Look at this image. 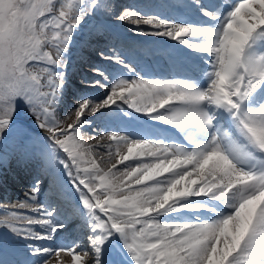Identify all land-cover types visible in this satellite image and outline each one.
I'll return each instance as SVG.
<instances>
[{
	"label": "snow or ice",
	"instance_id": "obj_1",
	"mask_svg": "<svg viewBox=\"0 0 264 264\" xmlns=\"http://www.w3.org/2000/svg\"><path fill=\"white\" fill-rule=\"evenodd\" d=\"M178 7L199 22L135 9L116 19L200 54V74L144 78L123 54L101 52L132 77L93 68L102 79L83 83L103 93L81 96L66 114L72 122L62 126L65 58L84 25L111 6L0 0V142L24 106L46 133L32 141V153L53 185L62 169L79 194L61 212L39 202L36 178L13 206L24 212L0 218L26 242L23 264H68L62 254L70 264H108L114 242L129 264H264V0H187ZM105 111L127 126L96 132V144H88L82 133L93 125L89 117ZM97 153L106 154L107 168ZM73 218L82 221V236L56 243Z\"/></svg>",
	"mask_w": 264,
	"mask_h": 264
},
{
	"label": "rangeland",
	"instance_id": "obj_2",
	"mask_svg": "<svg viewBox=\"0 0 264 264\" xmlns=\"http://www.w3.org/2000/svg\"><path fill=\"white\" fill-rule=\"evenodd\" d=\"M124 2L125 4H123ZM159 0H107V3L111 6V10L107 13H105L102 16H99L97 19V22H89L84 25L83 28H85V32L81 33L82 29L80 30V33H78L76 41L72 44L70 51L68 52L66 58H65V64H66V83L64 87V95H63V102L60 108V111L57 113V118L59 121H61V125L65 126L68 123L72 122L73 117H66V114L70 113L73 106L78 102L79 98L81 96H98L103 93L101 91V88H96L92 87L89 84L83 83V81H92L97 78L93 73V68H101L103 70L109 69V67L106 66L108 64L105 58L101 56V52L105 54V56H110L106 55L107 51H111L112 53L115 52L116 54H122V49H119V47L116 46H111L108 45L109 43H106V40L103 36H107L105 33L101 37H99L100 40L105 41V43L102 42V45L98 49H92L84 53L86 49L85 47H89V45L93 44L95 42H89L86 41L85 38L89 37V33L92 31L93 33L95 32V35L93 37H98L100 36L105 28L100 27V22L101 20H106L107 23H110L112 25H116L119 23V20L117 21L116 16L119 15L123 10L125 9H135L139 10L140 12L144 14H149V13H155L156 9L162 5L158 3ZM144 8V9H143ZM158 13H161V10H157ZM108 14V15H107ZM114 14V15H113ZM111 15V16H110ZM95 30V31H94ZM103 30V31H102ZM126 31L123 32H128L127 37L124 38L119 36L120 39H116L115 43L119 44L120 42H124L123 44L121 43V47L124 45H127L129 42H127L125 39H130L132 41H138L139 44L147 42L146 39H140V36H137V33L135 32L134 28H126ZM107 31V30H106ZM145 32L149 30H144ZM92 33V34H93ZM114 33V31H112ZM125 34V33H124ZM142 35L144 36H149L147 34H144L141 32ZM91 35V34H90ZM113 36V35H110ZM90 43V44H89ZM131 43V42H130ZM133 44V43H132ZM137 45V44H136ZM91 49V48H90ZM141 49V48H140ZM110 53V52H109ZM138 51H136V55H138ZM144 53L146 52H141L140 56L138 58L144 59ZM154 53V51H153ZM133 54V52H131ZM82 63H80L81 61ZM70 66V67H69ZM72 66V67H71ZM72 68V69H70ZM73 72V73H72ZM92 72V73H91ZM109 74L111 75H116L117 73H123L124 76H127V72L122 69H116V71L112 72V70L108 71ZM84 73V74H83ZM132 74V73H131ZM152 74H150L151 76ZM72 76V77H71ZM143 76L145 77V73L143 72ZM150 78V77H147ZM100 79H102L100 77ZM153 79V78H152ZM170 79V78H168ZM172 79V78H171ZM98 89L95 90L96 93L89 92L87 90L89 89ZM101 89V90H100ZM100 90V92H99ZM19 110V111H18ZM15 118L13 120L12 124V131L7 133L3 138L2 142H0V168L5 172L6 170H11L15 169L17 162L21 161V164L24 162V159L33 155H39V153H32V141L37 140L40 137H43L46 135V133L41 130L40 128L37 127L36 121L34 117L30 115V113L27 111V109L24 106H20L18 108ZM22 110V112H21ZM19 118V119H18ZM90 119L93 120V125L91 127H85L84 131L82 133L83 138L85 141L89 142L94 141L92 139V136L96 133L95 132V123L94 122H101L100 126L104 127L107 124L111 125H116L117 128H122L125 126V122H122L120 120H117L115 118V114L113 112H108L105 111L103 114L98 115L96 117H89ZM124 124V125H121ZM126 127V126H125ZM105 128L101 130V133L104 131ZM28 140V141H27ZM87 142V143H88ZM96 144V143H95ZM92 143V145H95ZM23 146V147H22ZM24 151H28L30 154L27 157H24L22 159V153ZM101 155H104V160H102V166L107 168L109 165L106 163L107 157L106 154H100L97 153L98 159L100 158ZM38 163V164H37ZM36 163V168L38 167L37 171L40 174L41 172L43 173H48L45 170V166L43 163L37 162ZM114 163V160H113ZM40 168V169H39ZM45 171V172H44ZM31 172L29 171L27 174H30ZM42 174V173H41ZM49 176V173L47 174ZM52 177V176H51ZM53 179V178H52ZM52 179L50 180V185L51 187L45 186V184L42 182L40 185L41 191L38 194V196H44L46 195V199L50 202V195L54 194L57 197H59V201H64V196L61 194L63 189L66 190L67 195L69 196V204L71 206L75 205L78 200H79V194L75 191L71 183L69 182V178L63 174V170L60 169L56 173V184L53 185ZM34 183V179L30 181V186L27 187L28 191H31L32 185ZM18 187V186H17ZM13 188V191H15L14 186L10 187ZM9 188V189H10ZM24 188V190L20 189L18 191H15L17 196L15 199H11L9 201L3 200L0 196V218H2L4 215L9 214L12 211H19V209H15L13 206L17 204L19 201H23L25 199V194L29 193L27 192ZM24 194V195H23ZM55 202L53 203L54 206L57 205V207L60 209L61 212H64L62 209V203L61 202ZM23 212V211H21ZM27 214V213H25ZM73 218L72 220H74ZM71 220V221H72ZM76 221V220H75ZM70 221H65L66 224L69 225ZM74 223V222H72ZM76 223V222H75ZM76 226V224H75ZM76 233V230L72 228L68 232L66 231V228L63 229L58 233L57 241L56 243H59L60 240H66L69 235L72 236L74 235V232ZM82 230V229H81ZM63 239V240H62ZM41 243V242H39ZM53 244V242H52ZM0 245L3 247V252L0 253V258H3L5 260L8 259V261L13 262V264H23V261L25 260V255H24V249L26 246V242L21 239H17L14 236L10 234V232L7 230V228L3 227L0 225ZM48 246H52L49 244H45ZM15 256V257H13ZM30 258V257H29ZM106 261H108V264H129V257L125 255L124 252L120 250V247L118 244L114 242L113 244V249L105 257Z\"/></svg>",
	"mask_w": 264,
	"mask_h": 264
},
{
	"label": "bare ground",
	"instance_id": "obj_3",
	"mask_svg": "<svg viewBox=\"0 0 264 264\" xmlns=\"http://www.w3.org/2000/svg\"><path fill=\"white\" fill-rule=\"evenodd\" d=\"M162 2H163V5H162ZM186 2H187V0H159L158 3L161 4L162 6H160V8L158 7L156 9L155 14H159L161 16H164L165 18L172 19V20H183L184 18H187L186 19L187 21H191L192 19H191L190 15H192V14H190V15L185 14L184 9L182 7H178V6H182ZM122 3L125 4L124 2H122ZM128 9H130V8H128ZM158 9L161 10V13L157 12ZM149 14H152V13H149ZM89 22L90 23L91 22H97V19L96 18L90 19L87 23H89ZM99 24H100L101 28L106 27L105 30L104 31L102 30L103 33L98 37H96V36L93 37L95 35V32L93 33L91 31L89 33V37H86L85 40L89 41V42H91V41L95 42L94 43L95 45L91 44V45H89V47H87V48L85 47L84 49H86V50L84 51V53L86 54L87 51L92 50L94 48L95 49L100 48V46L102 45V42L105 43V41L100 40L99 37H101L105 33L107 36H103V37L105 38L106 43H109L108 45L116 46V47H119V49H122V52H123L122 54L128 60H130L132 62V64L136 65V67L138 69V71H137L138 76L141 75L142 72L147 70L148 74H152V75L161 74L164 76V79L167 77V75L172 76L173 73H176L175 77L181 78V77H183L182 76L183 73L186 75H189V73L192 69L189 66L192 63H199V64H201V66L206 67L203 64V62L198 59L200 54L191 53L190 50H187L184 46L179 45L177 41H172L167 37H155L152 35L144 36L141 34V32H139L137 30V27L135 25H132V24L128 23L127 21H123V22L119 21L118 24L112 25L110 23H107L106 20H101V22ZM130 27L135 29V32L137 33V36H140V39H146L147 42L139 44L138 41H132L130 39H127L128 35H126V34H128V32H123V31H126L125 29L130 28ZM139 27L144 29V30H149V31L151 30L150 27L147 25H141ZM112 31H114V33H112ZM83 32H85V28H82L81 33H83ZM110 35H113V36H110ZM119 36H121V37L124 36V38L127 37L125 40L129 43L127 45H124L123 47H121V43L123 44L124 42H120L119 44L115 43L116 39L117 40L120 39ZM189 39H194V38H189ZM142 50H143V52H146V53H144V56H143L144 59L138 58L140 56ZM136 51L139 52L138 55H136ZM153 51H154V53H153ZM131 52H133V54H131ZM113 54H116V53L115 52L112 53L111 51L106 52V55L111 56ZM106 61H108L107 62L108 64H106V66L109 67V69L105 70L107 73H109L108 71H110V70H112V72L116 71V69L124 70L122 67L116 65L114 62H111L107 59H106ZM80 63H82V61ZM182 66L186 67V70H182L179 73H177L176 69H178L179 67H182ZM139 67H141L142 69H140ZM143 67H146V68H143ZM70 69H72V68H70ZM151 69H153V70H151ZM192 70H194V69H192ZM66 71H67V69H66ZM164 72H166V73H164ZM195 74L199 75L200 73L198 72ZM126 75H127L126 77H132V74L129 72H127ZM194 76H196V75H194ZM183 78H185V77H183ZM97 79H100V77ZM101 89H100L101 91L104 90L103 88H101ZM95 90H98V89H95ZM95 90L91 88L87 91H88V93L89 92L96 93ZM100 90H99V92H100ZM94 123H95V125H94L95 129H96L95 132H101V130L103 128H107L109 130L117 128V124L116 125L107 124L106 126L101 127L100 126L101 122L96 121ZM138 123L144 124L143 118H140ZM121 125H124V124H121ZM125 126H127V125L125 124ZM156 126L161 128V129H167L169 132H175V130L171 129L170 126L159 125V124H157ZM180 139L182 140L183 138L181 137ZM90 142H91V144L92 143L95 144L96 140H95V142L94 141H90ZM88 144H89V142H88ZM37 162L42 163V158L40 157V155H33V156L25 158L22 165H20L21 161L17 162L15 169L6 170L4 172L0 168V196H2L1 198L3 200L9 201L11 199L12 200L15 199L17 196L15 191H18L20 189L24 190V188L27 189V187L30 186V181L33 179L35 180L36 178H39L45 184V186H47V187L52 186L49 183L50 180L52 179L51 175L48 176L47 175L48 173H43V172H41L42 174L41 173L39 174L38 173L39 171H37L38 167L36 168ZM29 171L31 173L27 174ZM13 186H14V188L16 186L15 191H13V188H10ZM26 191L30 192V191H28V189ZM61 194L64 196V201H61V200L59 201V197H57L54 194L50 195V197H49L50 202L46 199V195H44L43 197L38 196L37 199L39 200L40 203L51 204V205H53V203L59 201L62 203V209L65 210L71 206L69 204L70 203L69 199H68L69 196L67 195L65 189H63ZM24 196H26V194ZM9 202H11V201H9ZM56 207H57V205H56ZM19 211L24 212V210H20V209H19ZM27 214H30V213H27ZM204 215H207V213H204ZM72 222H74V223H72ZM68 223H69V225L67 224L66 231L68 232L69 230L74 228L76 230V233L73 230L74 235H72V236L69 235V237L66 240H63V239L62 240L70 243L71 241L82 236V230H81L82 229V221L75 218L74 220H72ZM75 224H76V226H75ZM69 233L70 232H68V234ZM41 243L52 245L51 241H43ZM13 257H15V256H13ZM9 258H11V257H9ZM62 258L65 261H67L68 264H70V257H67L64 254H62ZM54 260H55V258H53V264H54Z\"/></svg>",
	"mask_w": 264,
	"mask_h": 264
},
{
	"label": "trees",
	"instance_id": "obj_4",
	"mask_svg": "<svg viewBox=\"0 0 264 264\" xmlns=\"http://www.w3.org/2000/svg\"><path fill=\"white\" fill-rule=\"evenodd\" d=\"M19 111V110H18ZM21 112H22V110H21ZM15 118V117H14ZM19 119V118H18Z\"/></svg>",
	"mask_w": 264,
	"mask_h": 264
}]
</instances>
